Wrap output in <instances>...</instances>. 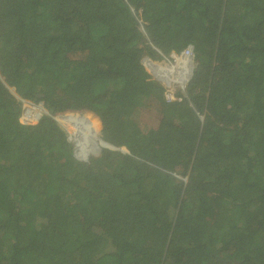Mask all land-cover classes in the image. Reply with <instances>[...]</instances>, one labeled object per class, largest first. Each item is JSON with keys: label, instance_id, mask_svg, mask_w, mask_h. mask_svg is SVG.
<instances>
[{"label": "trees", "instance_id": "1", "mask_svg": "<svg viewBox=\"0 0 264 264\" xmlns=\"http://www.w3.org/2000/svg\"><path fill=\"white\" fill-rule=\"evenodd\" d=\"M144 35L195 44L191 104ZM71 113L132 155L77 159ZM0 264H264V0H0Z\"/></svg>", "mask_w": 264, "mask_h": 264}, {"label": "built area", "instance_id": "2", "mask_svg": "<svg viewBox=\"0 0 264 264\" xmlns=\"http://www.w3.org/2000/svg\"><path fill=\"white\" fill-rule=\"evenodd\" d=\"M139 20L141 21V19ZM140 28L143 33H146L143 23L140 24ZM144 38L147 39V42L145 43L149 44L153 48V50L157 51L161 56V61L152 60L150 58L149 60H147V63L148 65L153 64L155 66L150 71L151 77L164 87V97L166 98V100L168 102L173 100L182 101L184 98H188L187 87L190 81L194 78V72L196 71L198 65V53L195 44L192 42H188L183 49L166 53L162 51L160 47L155 45L154 42L147 35H144ZM18 100L22 108L20 116L23 120L27 122H38L45 115H50L49 111H47V109L45 108L43 101L33 102L31 100H27L19 96ZM196 113L198 117L203 121L204 115L198 111ZM83 114L87 115L86 113H71L58 117L51 115L59 124H61L67 130V137L69 142L75 143L76 148L79 152L81 151L80 143L85 145L88 140L90 141V135L87 139L88 135L86 134L85 130L80 126L75 125V120H80L79 117L84 116ZM66 117H70L74 121V124L72 126H67L65 124ZM72 129H74L73 131L78 132V134L80 133L78 138L79 140L70 138L72 134ZM97 138L107 143L106 145L100 147L99 152L103 148H105L111 151H120L124 154L132 155L128 148H124L122 146L114 145L110 142H107L103 140L99 135H97ZM171 174L185 183L188 180V175H181L175 172H171Z\"/></svg>", "mask_w": 264, "mask_h": 264}, {"label": "rangeland", "instance_id": "3", "mask_svg": "<svg viewBox=\"0 0 264 264\" xmlns=\"http://www.w3.org/2000/svg\"><path fill=\"white\" fill-rule=\"evenodd\" d=\"M198 55V54H197ZM144 67H145V69H146V71H148L149 73H150V71L152 70V68L151 67H149V65H148V63H144ZM151 74V73H150ZM183 96H185V95H183ZM166 99V98H165ZM187 100H188V98H186ZM189 102L191 101V100H188ZM190 104H191V102H190ZM74 114H78V113H74ZM84 116H86V118H91L88 114V116L87 115H85V114H83ZM22 118V117H21ZM92 119V118H91ZM23 120V119H22ZM81 120V119H80ZM93 120V119H92ZM25 121V120H24ZM77 122L79 121V120H76ZM85 121H87V120H85ZM27 122V121H26ZM88 123H90L89 121H87ZM93 122H94V120H93ZM33 123H36V122H33ZM96 125H95V122H94V132L96 131ZM74 129H72V134H71V137L70 138H74V139H77V140H79L78 138H79V134H78V132H75V131H73ZM74 133V134H73ZM96 133H97V131H96ZM73 135V136H72ZM78 136V137H77ZM88 137L89 136H87V139H88ZM97 137V136H96ZM69 138V139H70ZM106 141V140H105ZM93 142H94V139L92 138V136L90 135V141L88 140V142L87 143H85V145H83L82 143H80V146H81V151L79 152L78 150H77V148H76V145H75V143H73V142H71L72 144H73V153H74V156H76L77 157V159L79 158V159H82V160H84V161H88L89 160V158L90 157H97V156H99L100 154V152H99V149H97V148H93L92 146H93ZM107 142H110V141H107ZM110 143H112V142H110ZM118 146H122V147H124V148H127L125 145H118Z\"/></svg>", "mask_w": 264, "mask_h": 264}, {"label": "bare ground", "instance_id": "4", "mask_svg": "<svg viewBox=\"0 0 264 264\" xmlns=\"http://www.w3.org/2000/svg\"><path fill=\"white\" fill-rule=\"evenodd\" d=\"M65 124L67 126H72L74 124V121L70 117H66ZM75 125L82 127L88 136L89 135L92 136V138L94 139L93 146H92L93 148L99 149L101 146H104L107 144L104 141L96 137L97 133L96 131L94 132V127L91 123H88L87 121L81 119L78 122H76L75 120Z\"/></svg>", "mask_w": 264, "mask_h": 264}, {"label": "water", "instance_id": "5", "mask_svg": "<svg viewBox=\"0 0 264 264\" xmlns=\"http://www.w3.org/2000/svg\"><path fill=\"white\" fill-rule=\"evenodd\" d=\"M142 40H143L144 42H147V39H146V38H143Z\"/></svg>", "mask_w": 264, "mask_h": 264}, {"label": "clouds", "instance_id": "6", "mask_svg": "<svg viewBox=\"0 0 264 264\" xmlns=\"http://www.w3.org/2000/svg\"><path fill=\"white\" fill-rule=\"evenodd\" d=\"M150 59V58H149ZM144 64V63H143ZM147 73L151 76V74L147 71ZM152 78V77H151ZM153 79V78H152ZM155 80V79H154ZM164 88V87H163Z\"/></svg>", "mask_w": 264, "mask_h": 264}, {"label": "flooded vegetation", "instance_id": "7", "mask_svg": "<svg viewBox=\"0 0 264 264\" xmlns=\"http://www.w3.org/2000/svg\"><path fill=\"white\" fill-rule=\"evenodd\" d=\"M160 48H161V47H160ZM161 50H162V49H161ZM162 51H163V50H162ZM175 51H177V50H175ZM157 61H161V60H160V58H159V59H157Z\"/></svg>", "mask_w": 264, "mask_h": 264}, {"label": "crops", "instance_id": "8", "mask_svg": "<svg viewBox=\"0 0 264 264\" xmlns=\"http://www.w3.org/2000/svg\"><path fill=\"white\" fill-rule=\"evenodd\" d=\"M148 61L146 59H144V63H147Z\"/></svg>", "mask_w": 264, "mask_h": 264}]
</instances>
